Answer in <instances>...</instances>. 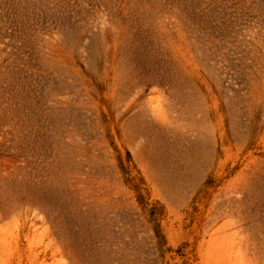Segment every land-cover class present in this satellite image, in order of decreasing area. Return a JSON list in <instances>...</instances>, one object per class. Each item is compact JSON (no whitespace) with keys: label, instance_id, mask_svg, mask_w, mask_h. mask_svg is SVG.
Returning <instances> with one entry per match:
<instances>
[{"label":"rangeland","instance_id":"rangeland-1","mask_svg":"<svg viewBox=\"0 0 264 264\" xmlns=\"http://www.w3.org/2000/svg\"><path fill=\"white\" fill-rule=\"evenodd\" d=\"M246 2L0 0L53 34L0 70V264H264V24L205 64Z\"/></svg>","mask_w":264,"mask_h":264},{"label":"built area","instance_id":"built-area-1","mask_svg":"<svg viewBox=\"0 0 264 264\" xmlns=\"http://www.w3.org/2000/svg\"><path fill=\"white\" fill-rule=\"evenodd\" d=\"M263 8L246 2L220 6L214 10L216 22L213 24V49L216 50V58L212 63L205 60V64L213 68V79L220 86H226L222 73L229 61L252 51L257 27L264 24ZM52 35L48 30L40 32L26 18L16 26L7 23L0 6V70L12 72L28 63H38L41 55L47 52ZM222 96L226 100L230 99L227 90Z\"/></svg>","mask_w":264,"mask_h":264}]
</instances>
